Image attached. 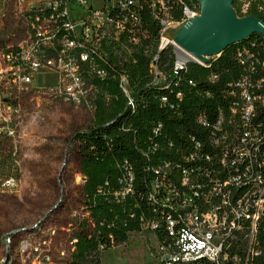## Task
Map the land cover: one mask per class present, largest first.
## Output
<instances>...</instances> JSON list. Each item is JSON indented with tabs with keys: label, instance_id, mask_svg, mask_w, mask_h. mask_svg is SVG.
Instances as JSON below:
<instances>
[{
	"label": "built area",
	"instance_id": "2783aa9c",
	"mask_svg": "<svg viewBox=\"0 0 264 264\" xmlns=\"http://www.w3.org/2000/svg\"><path fill=\"white\" fill-rule=\"evenodd\" d=\"M87 2L0 0V19H13L9 30L16 34L14 42L0 49L3 110H11V90L46 91L64 103L91 107L90 98L102 81L114 82L131 104L127 69L137 46H148L142 44L146 30L140 16L150 15L157 22L158 52L165 44L161 36L165 27L198 13L190 0H179L176 20L166 17V0H101L97 7ZM156 58L157 53L149 64L153 81H160L164 75ZM236 58L244 73L230 83L232 103L226 113L204 123L209 130L203 140L174 145L170 139L155 137L159 128L154 127L153 136L149 134L139 150L142 158L154 162L143 164L146 204L137 208L138 228L128 230L127 236H138L149 245L154 264H248L258 253L257 225L264 215V130L254 123V101L260 95L253 88L260 86V80L249 77L254 61L249 49L237 50ZM184 65L179 61L174 69ZM45 72L55 74L57 86H32L34 76ZM162 151L169 153L166 158L160 157ZM128 164L126 159L119 162L115 187L97 192L125 204L130 219L131 206L138 203H131L137 191ZM13 183L12 178L3 182ZM75 242L76 236L68 240L70 247ZM104 245H97V256Z\"/></svg>",
	"mask_w": 264,
	"mask_h": 264
},
{
	"label": "trees",
	"instance_id": "16d2710c",
	"mask_svg": "<svg viewBox=\"0 0 264 264\" xmlns=\"http://www.w3.org/2000/svg\"><path fill=\"white\" fill-rule=\"evenodd\" d=\"M190 1L198 9L196 0ZM232 6L238 15L252 14L264 22V0H232ZM165 15L175 20L179 18V0H166ZM140 17L141 26L146 30L142 44L148 46H137L134 62L127 69L132 103H126L114 82H98L111 96L107 101L96 99L91 126L75 133L79 166L85 176L84 203L92 228L87 231L81 227L74 232L76 249L70 264H99L96 250L99 242L105 243L106 250L131 240L127 231L138 228L135 217L138 209L146 204L143 164L154 162L142 158L140 148L149 134L153 136L151 129L154 127L159 128L155 137L170 139L174 145L189 144L192 138L203 140L209 130L204 123H212L217 114L226 113L232 103L230 83L244 73L236 58V51L242 48L249 49L254 56L252 70L248 71L252 81L260 80V86L253 88L254 94L260 95L254 101V123L264 130V38L261 35L253 33L227 45L204 64L189 60L183 68L174 69L172 45L166 44L157 52V22L150 15ZM141 47L147 49L146 54ZM156 53V67L164 75L160 81H153L149 64ZM162 96L164 101H161ZM198 117L206 119L201 123L197 121ZM262 146L264 148V142ZM167 154L162 151L160 157L166 158ZM122 159L128 160L135 174L137 195L131 203L137 202L138 207L131 206L134 217L130 219L123 209L125 204L97 192L99 188L116 186L118 164ZM256 239L258 253L249 259L248 264H264V215L257 225Z\"/></svg>",
	"mask_w": 264,
	"mask_h": 264
},
{
	"label": "rangeland",
	"instance_id": "374dc122",
	"mask_svg": "<svg viewBox=\"0 0 264 264\" xmlns=\"http://www.w3.org/2000/svg\"><path fill=\"white\" fill-rule=\"evenodd\" d=\"M12 21L0 19V49L16 39ZM174 55L173 65L186 63ZM49 85L57 86L52 72L34 76L32 86ZM9 96L11 110L0 105V264H70L76 242L70 247L68 240L77 228H92L75 133L91 126L96 99L111 95L99 88L91 107L64 103L46 91L11 90ZM7 178L14 183L3 184ZM149 249L134 236L98 258L100 264H154Z\"/></svg>",
	"mask_w": 264,
	"mask_h": 264
},
{
	"label": "water",
	"instance_id": "95a60500",
	"mask_svg": "<svg viewBox=\"0 0 264 264\" xmlns=\"http://www.w3.org/2000/svg\"><path fill=\"white\" fill-rule=\"evenodd\" d=\"M198 13L165 27V44L186 61L206 63L227 45L255 33L264 38V22L252 14L238 15L232 0H196ZM162 46L161 48H163Z\"/></svg>",
	"mask_w": 264,
	"mask_h": 264
},
{
	"label": "bare ground",
	"instance_id": "6f19581e",
	"mask_svg": "<svg viewBox=\"0 0 264 264\" xmlns=\"http://www.w3.org/2000/svg\"><path fill=\"white\" fill-rule=\"evenodd\" d=\"M183 59V58H182Z\"/></svg>",
	"mask_w": 264,
	"mask_h": 264
}]
</instances>
